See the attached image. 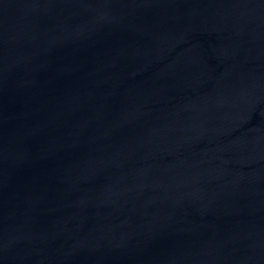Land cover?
<instances>
[{
	"label": "water",
	"instance_id": "water-1",
	"mask_svg": "<svg viewBox=\"0 0 264 264\" xmlns=\"http://www.w3.org/2000/svg\"><path fill=\"white\" fill-rule=\"evenodd\" d=\"M0 264H264V0H0Z\"/></svg>",
	"mask_w": 264,
	"mask_h": 264
}]
</instances>
